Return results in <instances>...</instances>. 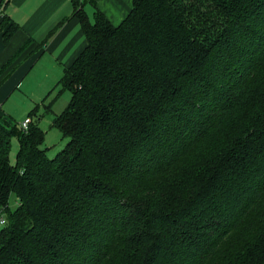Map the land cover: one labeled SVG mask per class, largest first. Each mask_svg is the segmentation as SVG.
<instances>
[{"label":"trees","instance_id":"1","mask_svg":"<svg viewBox=\"0 0 264 264\" xmlns=\"http://www.w3.org/2000/svg\"><path fill=\"white\" fill-rule=\"evenodd\" d=\"M74 14L66 145L47 156L35 111L0 118V264H264V0Z\"/></svg>","mask_w":264,"mask_h":264},{"label":"crops","instance_id":"2","mask_svg":"<svg viewBox=\"0 0 264 264\" xmlns=\"http://www.w3.org/2000/svg\"><path fill=\"white\" fill-rule=\"evenodd\" d=\"M77 8L89 22L97 11L117 24L132 8V0H5L3 11L17 29L7 42L0 31V101L17 91L32 105L53 89L86 45L80 19L74 14ZM30 77L38 81L33 83ZM0 118L15 122L1 108Z\"/></svg>","mask_w":264,"mask_h":264},{"label":"rangeland","instance_id":"3","mask_svg":"<svg viewBox=\"0 0 264 264\" xmlns=\"http://www.w3.org/2000/svg\"><path fill=\"white\" fill-rule=\"evenodd\" d=\"M3 25L9 26L10 21L2 22ZM30 81H38L36 77H30ZM56 82V81H55ZM55 84V83H54ZM19 93V94H18ZM37 103L29 104L27 97L21 92H15L7 100L2 99L1 110L19 125L20 122L31 113L33 121H38L39 126L44 131V140L41 146L46 149L48 157H54L67 143L68 137L63 136L58 128L53 125L56 114L60 113L70 99V93L67 90H60V86L54 85L53 89H48L45 95ZM18 142L16 137L11 139V147L9 151V160L12 164L16 163V154L18 150ZM9 208L14 209L17 205V199L14 194L9 198ZM0 218H6L3 213ZM4 224L0 223V228Z\"/></svg>","mask_w":264,"mask_h":264},{"label":"built area","instance_id":"4","mask_svg":"<svg viewBox=\"0 0 264 264\" xmlns=\"http://www.w3.org/2000/svg\"><path fill=\"white\" fill-rule=\"evenodd\" d=\"M31 118L29 116L25 117L21 122H20V127L23 129H26L28 127V123L30 122ZM5 221L4 218H0V223L3 224Z\"/></svg>","mask_w":264,"mask_h":264},{"label":"water","instance_id":"5","mask_svg":"<svg viewBox=\"0 0 264 264\" xmlns=\"http://www.w3.org/2000/svg\"><path fill=\"white\" fill-rule=\"evenodd\" d=\"M2 1H3V0H0V5H1Z\"/></svg>","mask_w":264,"mask_h":264}]
</instances>
